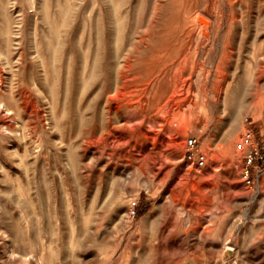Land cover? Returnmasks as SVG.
I'll use <instances>...</instances> for the list:
<instances>
[{
	"label": "rangeland",
	"instance_id": "1",
	"mask_svg": "<svg viewBox=\"0 0 264 264\" xmlns=\"http://www.w3.org/2000/svg\"><path fill=\"white\" fill-rule=\"evenodd\" d=\"M0 264H264V0H0Z\"/></svg>",
	"mask_w": 264,
	"mask_h": 264
},
{
	"label": "bare ground",
	"instance_id": "2",
	"mask_svg": "<svg viewBox=\"0 0 264 264\" xmlns=\"http://www.w3.org/2000/svg\"><path fill=\"white\" fill-rule=\"evenodd\" d=\"M186 15V14H185ZM198 18H200V17H198ZM190 21V20H189ZM197 24H198V22H197ZM199 25L201 26V27H203V29H204V32H205V35H208V28H209V26H210V22L209 21H207L206 19H204V18H200L199 19ZM199 25L197 26V27H199ZM198 29V28H197ZM201 30V29H200ZM200 30H199V32H200ZM198 32V33H199ZM197 33V34H198ZM213 33V32H212ZM185 34V33H184ZM183 34V35H184ZM189 34V33H188ZM187 34V35H188ZM202 34V33H201ZM201 34H199V36L201 35ZM215 34V33H214ZM186 35V36H187ZM189 36V35H188ZM206 37V36H205ZM204 37V38H205ZM195 38V37H194ZM202 38V37H201ZM207 38V37H206ZM210 38V37H209ZM188 39V38H187ZM192 39V38H191ZM197 39V38H196ZM184 40H186L185 38H184ZM194 40V39H193ZM177 42H178V40H176ZM181 41V40H180ZM188 41V40H187ZM191 41V40H190ZM200 41V40H199ZM171 42V41H170ZM174 42V41H173ZM182 42V41H181ZM181 42H179V43H181ZM194 42V41H193ZM172 44V43H171ZM179 45V44H178ZM174 46V45H173ZM173 46H171L172 47V49H173ZM175 47V46H174ZM196 47H198V46H196ZM168 50H170V49H168ZM170 52H171V50H170ZM174 52V51H173ZM197 52V51H196ZM162 56V55H161ZM167 56V55H166ZM149 58V57H148ZM163 58V57H162ZM166 58V57H165ZM159 59V58H158ZM140 60V59H139ZM136 62V61H135ZM138 62H141V61H138ZM152 62V61H151ZM163 62V61H162ZM166 62V61H165ZM155 63V62H154ZM157 63V62H156ZM160 63H161V61H160ZM140 65V64H139ZM157 65H158V63H157ZM158 66H160V65H158ZM127 67V66H126ZM155 68V67H154ZM149 71H150V69H149ZM141 74V73H140ZM122 77V76H121ZM181 77V76H180ZM179 77V78H180ZM183 77V76H182ZM124 78V77H123ZM178 78V79H179ZM153 80V79H152ZM156 80H158V79H156ZM146 81V80H145ZM189 81V80H188ZM177 83V85H176V87L174 88L175 90L173 91V94H172V96H170V98L164 103V104H162L160 107H158L157 108V110L160 112V111H165V112H168V109H169V106L171 105V103H170V100L171 99H174V97H175V95H176V93H178L179 91H180V89H179V87H185L186 85H187V80H186V78L185 79H183V78H181V79H179L178 80V82H176ZM150 85H152V84H150ZM222 85V84H221ZM225 85V84H224ZM148 86V85H147ZM182 87V88H183ZM223 89V87H221L220 88V92H221V90ZM173 90V89H172ZM148 92V91H147ZM146 93V92H145ZM120 95H122V94H120ZM149 95V94H148ZM118 96V95H117ZM120 97V96H119ZM121 97H123V95L121 96ZM128 99V98H127ZM137 99V98H136ZM149 99V98H148ZM180 99V98H179ZM128 103V102H127ZM134 104H135V102H134ZM176 104V103H175ZM261 105H263V101L261 102ZM115 106V105H114ZM178 109L179 107L178 106H175V109ZM180 109V108H179ZM156 111V110H155ZM189 115V114H188ZM171 116L173 117V118H175V112H172L171 113ZM196 117V116H195ZM178 118V117H177ZM177 118H175V119H177ZM187 119V122L188 123H193L194 122V116L191 114V115H189L188 116V118H186ZM170 120V119H169ZM173 121H175L174 119H172ZM178 120V119H177ZM168 121H166V123H167ZM188 123H186V124H188ZM173 125V124H172ZM168 126V125H167ZM169 128V127H168ZM171 128V127H170ZM167 130V129H166ZM154 137V136H153ZM155 138V137H154ZM155 140V139H154ZM164 141H165V139H163ZM168 144V143H167ZM177 145V144H176ZM239 147V146H238ZM177 148V147H176ZM177 152V151H176ZM240 167V166H239ZM238 170H239V168H238ZM178 173V172H177ZM176 173V174H177ZM193 174V173H192ZM208 175V174H207ZM193 176V175H192ZM163 177V176H162ZM182 177V176H181ZM181 177H180V179H181ZM178 178V177H177ZM163 179H164V177H163ZM183 179V178H182ZM184 180V179H183ZM179 181H181V180H179ZM187 182V181H186ZM196 187V186H195ZM185 189V188H184ZM196 229V228H195ZM194 230V229H193ZM198 230V229H197ZM197 230H194L193 232H197ZM192 231V230H191ZM201 232V231H200ZM207 233H208V231H207ZM201 236V235H200ZM204 236V235H203ZM206 239V238H205ZM203 240V239H202ZM204 241V240H203ZM199 242V241H198ZM229 247H232V246H229ZM228 247V248H229ZM233 249V248H232Z\"/></svg>",
	"mask_w": 264,
	"mask_h": 264
},
{
	"label": "built area",
	"instance_id": "3",
	"mask_svg": "<svg viewBox=\"0 0 264 264\" xmlns=\"http://www.w3.org/2000/svg\"><path fill=\"white\" fill-rule=\"evenodd\" d=\"M197 145H198V139L196 137H192L189 139L188 159L193 161L196 164V166L203 167L206 163V155L201 152H198V153L195 152Z\"/></svg>",
	"mask_w": 264,
	"mask_h": 264
},
{
	"label": "water",
	"instance_id": "4",
	"mask_svg": "<svg viewBox=\"0 0 264 264\" xmlns=\"http://www.w3.org/2000/svg\"><path fill=\"white\" fill-rule=\"evenodd\" d=\"M227 253H228V251H227Z\"/></svg>",
	"mask_w": 264,
	"mask_h": 264
}]
</instances>
